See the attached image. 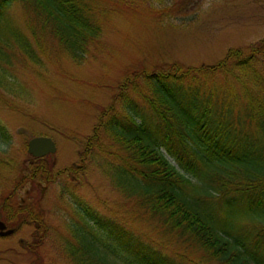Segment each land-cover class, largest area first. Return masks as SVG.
Masks as SVG:
<instances>
[{
  "label": "trees",
  "instance_id": "obj_1",
  "mask_svg": "<svg viewBox=\"0 0 264 264\" xmlns=\"http://www.w3.org/2000/svg\"><path fill=\"white\" fill-rule=\"evenodd\" d=\"M109 1L0 0V90L26 99L25 88L13 81L12 58L21 56L40 66L49 37L74 62L85 64L91 46L103 35L102 6ZM15 5L25 11L29 37L10 26L8 13ZM120 89L86 142L87 157L94 163L103 160L100 166L108 180L125 198H135L150 220L157 219L165 236L194 244L217 264H264L262 236L251 247L243 244L245 236L231 233L232 225L221 226L188 194L191 189L220 201L241 199L246 208L236 207L235 212L264 218V42L247 53L229 49L216 65L128 76ZM0 135L10 142L1 122ZM80 169L81 164L53 174L41 164L26 179L61 186L63 194L75 197L64 183ZM31 201L20 202L17 214L33 212L27 204ZM78 203L83 223H71V235L63 237L72 264L177 263L127 219L104 217L113 224L107 228L100 225L101 216ZM93 222L96 229L88 224ZM97 229L104 231H93Z\"/></svg>",
  "mask_w": 264,
  "mask_h": 264
},
{
  "label": "rangeland",
  "instance_id": "obj_2",
  "mask_svg": "<svg viewBox=\"0 0 264 264\" xmlns=\"http://www.w3.org/2000/svg\"><path fill=\"white\" fill-rule=\"evenodd\" d=\"M102 7L103 35L91 46L85 64L74 62L51 37L44 41L40 66L21 56L12 58L13 81L25 88L26 99L0 90V122L10 136L6 142L0 135V221L6 230H14L0 236V264H72L63 237L71 235V223H83L78 202L102 217L101 226L112 228L104 217L127 219L177 263L217 264L194 244L165 236L157 219L150 220L135 198H125L108 180L100 166L103 160L94 163L87 157L85 146L128 76L216 65L229 49L247 53L264 42V0H112ZM8 21L29 37L21 5L8 13ZM39 136L57 144L56 153L43 162L28 152L29 141ZM41 164L53 174L81 164L80 174L64 183L75 197L63 194L61 186L28 181L26 176ZM186 175L204 188L199 179ZM188 194L221 226L232 225L231 233L245 236L243 244L251 247L258 236L264 238V218L235 212L236 207L246 208L243 200L220 201L191 189ZM27 198L35 209L18 215L20 202Z\"/></svg>",
  "mask_w": 264,
  "mask_h": 264
},
{
  "label": "water",
  "instance_id": "obj_3",
  "mask_svg": "<svg viewBox=\"0 0 264 264\" xmlns=\"http://www.w3.org/2000/svg\"><path fill=\"white\" fill-rule=\"evenodd\" d=\"M57 145L55 141L46 136H39L32 138L28 143V152L36 158H42L50 154H55ZM7 226L0 221V236L5 237L12 235L14 230H6Z\"/></svg>",
  "mask_w": 264,
  "mask_h": 264
}]
</instances>
